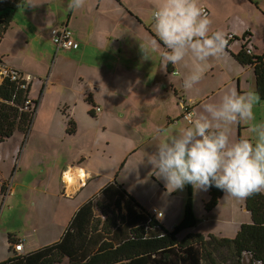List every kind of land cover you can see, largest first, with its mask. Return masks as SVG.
I'll return each instance as SVG.
<instances>
[{"label": "crops", "instance_id": "1", "mask_svg": "<svg viewBox=\"0 0 264 264\" xmlns=\"http://www.w3.org/2000/svg\"><path fill=\"white\" fill-rule=\"evenodd\" d=\"M26 4L22 0L18 7ZM155 4L142 10L129 0H85L80 9L67 8L65 18L38 10L28 13L22 23L11 21L4 32L3 37L13 28L22 36L15 47L11 45L14 54L0 49V67L31 76L27 95L37 106L26 131L15 128L0 142V162L7 166L0 171V262L13 257V243L18 240L23 241V255L59 241L79 207L93 197V204L101 200L100 190L112 182L123 186L132 206L149 213L156 208L161 215L154 216L167 229L177 225L167 224L171 217L165 210L168 199L177 197L180 189L171 191L157 179L147 157L163 142L160 138L188 127L181 116L183 104H189L194 116L203 114L204 103L219 104L229 90L255 92V79L253 68L233 60L224 47L221 55L206 61L199 83L184 89L183 78L197 61L188 57L184 64L173 66L163 60L167 49L156 35ZM198 4L211 21L209 35L219 30L225 37H237L230 41L232 53L241 50L245 33H250L247 41L254 52H264V47L257 52L261 42L254 35L258 24L264 27V0H200ZM229 8L232 11L226 14ZM54 27H66L80 47L57 49L47 35ZM41 43H50L53 50L49 53ZM168 101L173 108H168ZM236 128L239 131L240 124H231L233 142ZM240 137L250 139L243 133ZM67 174L73 178L70 186ZM9 186L12 193L5 197ZM201 190L204 203L208 190ZM224 197L223 192L219 204ZM65 206L68 209L62 212ZM184 207L181 211L177 207L175 215H183ZM234 208L233 199L229 212L221 217L232 218ZM193 211L198 223L191 230L213 233L197 229L200 221L212 217L200 214L194 197ZM93 212L99 213L94 205ZM64 217L65 222L59 221ZM242 223L231 220L226 233L218 235L233 237ZM55 253L69 255L63 264L72 258L65 250Z\"/></svg>", "mask_w": 264, "mask_h": 264}, {"label": "trees", "instance_id": "2", "mask_svg": "<svg viewBox=\"0 0 264 264\" xmlns=\"http://www.w3.org/2000/svg\"><path fill=\"white\" fill-rule=\"evenodd\" d=\"M20 1L0 0V40ZM244 47L234 54L235 60L253 68L255 93L264 100V55L248 54ZM16 84L8 77L0 84V142L15 128L26 131L33 118L31 112L18 111L15 107L23 94L16 91ZM185 189L187 202L183 216L169 230L147 210L136 204L132 206L122 185L109 183L100 190L101 200L93 204V197L79 207L59 241L29 254L15 252L0 264H37L62 250L72 255L67 264H264V191L246 197L251 221L242 223L235 236L224 237L191 230L198 223L193 212V186L187 184ZM207 190L209 198L203 207L211 211L223 191L215 186ZM93 205L98 214L93 212ZM185 230L188 231L179 237Z\"/></svg>", "mask_w": 264, "mask_h": 264}, {"label": "clouds", "instance_id": "3", "mask_svg": "<svg viewBox=\"0 0 264 264\" xmlns=\"http://www.w3.org/2000/svg\"><path fill=\"white\" fill-rule=\"evenodd\" d=\"M84 4L85 0H68L67 7L76 10ZM153 20L167 49L163 54L167 64H184L188 57L197 61L183 78L184 89H192L202 79L206 61L223 53L225 34L217 30L209 35L211 21L198 0H157ZM141 49L146 55L143 45ZM259 102L253 91L241 94L232 89L219 104L204 103L203 114H187L189 126L167 136L147 157L152 174L171 191L187 184L203 190L215 186L240 199L264 190V122L252 126L255 139L233 142L229 135L231 124L255 121L253 108Z\"/></svg>", "mask_w": 264, "mask_h": 264}, {"label": "rangeland", "instance_id": "4", "mask_svg": "<svg viewBox=\"0 0 264 264\" xmlns=\"http://www.w3.org/2000/svg\"><path fill=\"white\" fill-rule=\"evenodd\" d=\"M49 1L50 0H26V2H27L26 5L19 6V7L17 6L16 11H15V13L13 15L12 21L14 22V24L15 23H22L28 17V13L38 12V10L51 11L53 14L62 15V18H65L66 14H67L66 10L68 8L67 7L68 0H53V1H50V2ZM129 1L133 2V3H136L138 5V7L141 8L142 10L144 9L145 6H151V5L153 6L154 3H157V0H129ZM46 2H49V4L46 5L45 4ZM198 3H200V0H198ZM230 11H232V8H229L226 11V14L228 12H230ZM50 30L51 29H49L47 35L49 37V40L51 41V39H50ZM258 32H260V35H259ZM254 35H255V39L256 40H260V42H261L260 43L261 44L260 47H258L260 49H258V51H257V52H260L261 48L264 47V27H262V26H260L258 24L256 26V29H254ZM21 36H22V32H20L19 30L13 29V28L9 29L5 33V35H4L3 39H2V42L0 44L1 51L6 52V53L8 52L10 54H14L13 47H15V42L18 43V39L17 38L21 37ZM230 41H229V43H227L225 45L228 47L227 51L229 52V56L234 60V59H236V57H235L234 53H232L230 48H229ZM240 42H242V45H245V47H244L245 51L248 52V50H250V53H248V54L253 55L251 53L252 50H253V47L250 45V42L247 41V40L246 41H240ZM39 43L40 42L38 41V44ZM11 45H13V47ZM49 45H50V43H47V44L46 43H41V46H43V47L47 46V50L50 53L51 50H53V47H49ZM21 47H23V46L21 45ZM192 59L193 58H191V60ZM6 68H10V67H6ZM178 71H179L178 74L180 76H182L183 72L180 69H178ZM23 73H25V72H23ZM252 73H253V71H252ZM254 79H255V76H254ZM254 82H255V80H254ZM168 102H169L168 108H173L174 104L171 101H168ZM9 103H10V105H12L11 101H9ZM16 108L18 109V111H20L18 107H16ZM96 109H97V111L100 110L99 107H97ZM184 109H186V110L190 111L191 113H193V111H192L191 107L189 106V104H183V111H182V115H181L182 118H183V114H184ZM253 112H254V115H255V121H247L245 123H239V122L236 123V125L240 124V129L238 131V129L236 128L235 141L237 139L241 138L240 137V133L247 134V136L250 139H255L257 137V133L252 131V126L254 124H259L260 122H264V100H260V102L253 108ZM186 124L189 126L188 123H186ZM229 135H230V139L232 140L233 133H232V130H231V125L229 127ZM165 139L166 138H164V139L160 138V141L161 140L164 141ZM253 142H254V140H253ZM6 170H7V166L5 164H3L2 162H0V171H6ZM177 193H178L177 197L172 198V199H168V207L165 210V213H166L167 217L169 216L171 218L169 219L170 223H167V224H171V222H176V224H178V222L180 221L179 218H181L180 216H183V215L176 216L175 213H176L177 207H179V209L181 211L182 206L186 205V202H187V191H186L185 188H183V189H180L179 191H177ZM202 194H203V191L201 189H197V191H195V193H193V195H192V202H193V197H194L195 198V205H196L197 209L201 212L200 214H202V216L204 218H207L208 216H210L212 218H211L210 221L209 220L200 221V223L197 226L198 230H202L204 232H206L207 230H211L214 234L218 235L219 232L226 233V231L229 229V224L228 223L231 222V220L233 222L241 221V222H246V223L251 221L250 211L248 210V208H247V206L245 204L246 197L244 198V201H241V198L237 199V198H233L231 196L225 195V197L222 200V202L220 204L217 203V204H219V206L214 210V213H211V211L217 205L211 211H205L204 207H203L202 199L200 198ZM222 194H223V192L221 193V196H222ZM179 196H181L180 200H179ZM208 198H209V194H208ZM233 199H234V205H235L234 216L232 218L221 217V215H225L226 213L229 212L230 205H231ZM218 202H219V200H218ZM241 206H243L246 211L241 209ZM66 209H68V208L65 206V208H64V210L62 212H64ZM194 215H195V212H194ZM195 217L197 219L196 215H195ZM66 220H67V217L59 219V221H63V222H65ZM173 227L171 229H169V230H172ZM214 255L219 257L217 253H215Z\"/></svg>", "mask_w": 264, "mask_h": 264}, {"label": "built area", "instance_id": "5", "mask_svg": "<svg viewBox=\"0 0 264 264\" xmlns=\"http://www.w3.org/2000/svg\"><path fill=\"white\" fill-rule=\"evenodd\" d=\"M229 38L233 39L234 36L232 34H228L225 37L226 44L229 43L230 41ZM50 39L57 49L61 48L65 50H74L80 47V43L71 36V32L68 29H66V27L52 28L50 30ZM246 40H247V37H244L243 41H246ZM247 53H250V50H248ZM5 77H8L10 81L17 83L16 84L17 92H23L22 100L20 101V104H17L15 107H18L20 111L31 112L33 115L36 109L37 103L35 99H32L27 95V90H28L29 82L31 80V76L29 74L23 73L22 71H19L16 69L0 67V83L5 79ZM12 98L13 99L15 98V94L13 95ZM11 103L12 105H14L13 102ZM189 113L191 112L184 109V114H183L184 120H186L185 117ZM11 193H12L11 187L9 186L5 189L4 195L5 197H7L11 195ZM151 213L155 216L161 215V212L158 211L156 208H152ZM13 250L15 252L21 253L23 251V241L18 240L15 243H13Z\"/></svg>", "mask_w": 264, "mask_h": 264}, {"label": "bare ground", "instance_id": "6", "mask_svg": "<svg viewBox=\"0 0 264 264\" xmlns=\"http://www.w3.org/2000/svg\"><path fill=\"white\" fill-rule=\"evenodd\" d=\"M243 36L250 37V33H245ZM229 39L232 40V38H229ZM251 53L253 55H257V54H255L254 50H252ZM259 55H264V52L262 54H259ZM65 181H66V184L68 186L72 185V183H73L72 176L67 174L66 177H65ZM64 254L63 253H55L54 252L53 255L49 259L40 260L38 262V264H63L67 260V258L69 256L68 254H66V255H64Z\"/></svg>", "mask_w": 264, "mask_h": 264}]
</instances>
